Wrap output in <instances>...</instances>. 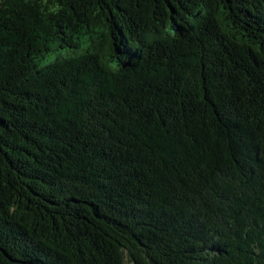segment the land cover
<instances>
[{
    "label": "trees",
    "instance_id": "16d2710c",
    "mask_svg": "<svg viewBox=\"0 0 264 264\" xmlns=\"http://www.w3.org/2000/svg\"><path fill=\"white\" fill-rule=\"evenodd\" d=\"M0 264H264V0H0Z\"/></svg>",
    "mask_w": 264,
    "mask_h": 264
}]
</instances>
